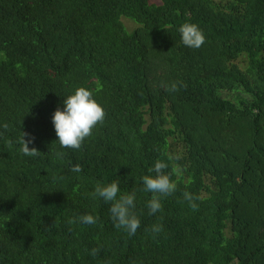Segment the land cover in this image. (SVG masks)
<instances>
[{"label":"trees","instance_id":"obj_1","mask_svg":"<svg viewBox=\"0 0 264 264\" xmlns=\"http://www.w3.org/2000/svg\"><path fill=\"white\" fill-rule=\"evenodd\" d=\"M81 86L106 118L61 148L51 117ZM156 160L176 191L152 215ZM112 181L135 192L134 236L90 195ZM82 214L97 223H68ZM0 264H264V0H0Z\"/></svg>","mask_w":264,"mask_h":264},{"label":"clouds","instance_id":"obj_2","mask_svg":"<svg viewBox=\"0 0 264 264\" xmlns=\"http://www.w3.org/2000/svg\"><path fill=\"white\" fill-rule=\"evenodd\" d=\"M177 31L180 34L181 43L193 49H198L206 42V37L198 25L194 23H182ZM182 81L162 82L161 87L165 91L175 92L180 87H183ZM106 118L104 108L97 103L93 97V92L85 87H76L74 91L64 97L63 110L57 108L52 114L51 121L55 129L56 137L61 148H70L73 150H80L84 141L93 134V129L97 125H102ZM7 129L8 125H3ZM29 138L26 140L25 137ZM34 137H31L26 132H21L18 140L20 151L23 155L33 157L39 156L41 153L35 148H29L28 145L32 143ZM11 141L8 142L11 146ZM57 158L64 156L63 152H57ZM171 159V157H169ZM168 164L162 160H156L153 166L149 169V175L141 177L143 190L151 193V198L147 201L149 214H156L162 210L161 197H167L176 191V184L172 181L170 175L166 172ZM72 172H82L80 165H74L70 168ZM179 172L180 169L177 168ZM93 197H100L109 204V212L111 219L114 222V227L125 230L129 236H134L140 227V220L132 211L135 208V192L121 193L119 183L112 181L108 184L97 183L94 192L91 193ZM183 198L189 204L193 211L198 210V204L195 203L199 199L198 196L185 191ZM97 217L91 214H82L74 218H69L68 223H84L93 225L97 223ZM153 234H158L163 230V226L155 224L151 227ZM99 248H93L90 254L96 256L99 254Z\"/></svg>","mask_w":264,"mask_h":264},{"label":"rangeland","instance_id":"obj_3","mask_svg":"<svg viewBox=\"0 0 264 264\" xmlns=\"http://www.w3.org/2000/svg\"><path fill=\"white\" fill-rule=\"evenodd\" d=\"M160 1L161 0H150V2L157 3V4L160 3ZM122 21L124 22V24L126 25L128 29L133 28L135 26V24L127 18L122 17Z\"/></svg>","mask_w":264,"mask_h":264}]
</instances>
